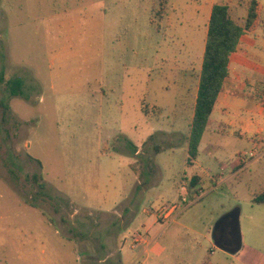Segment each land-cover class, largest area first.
Here are the masks:
<instances>
[{"label":"rangeland","instance_id":"374dc122","mask_svg":"<svg viewBox=\"0 0 264 264\" xmlns=\"http://www.w3.org/2000/svg\"><path fill=\"white\" fill-rule=\"evenodd\" d=\"M213 1L0 0V264H264V144L215 136L255 156L186 206L175 190ZM236 207L229 254L211 232Z\"/></svg>","mask_w":264,"mask_h":264},{"label":"crops","instance_id":"0c3cea01","mask_svg":"<svg viewBox=\"0 0 264 264\" xmlns=\"http://www.w3.org/2000/svg\"><path fill=\"white\" fill-rule=\"evenodd\" d=\"M234 1L214 0L211 7L215 2L232 4ZM258 3L260 4L259 1ZM256 24H258L257 21L249 31H245L240 36L238 48L230 56L228 75L224 79L223 87L209 116V123L199 142L197 157L192 165H188L185 159V169L182 171L179 182L198 175L204 183L215 184L222 172H229L230 169L235 168V173L245 167L247 162L240 161V153L245 152L234 148V152L231 153L235 154V160L232 159L231 154L229 156L224 154L226 150L216 141L215 136L231 137L236 144L245 139L254 147L261 148L259 138L264 136V33H255L253 27L255 28ZM258 42L263 45L259 46ZM248 88L253 89L250 96L246 94ZM194 105L195 101L189 116V126ZM137 152L136 150L135 154ZM208 155L214 159L216 155L220 159L207 165L204 161ZM175 190L178 195V188ZM133 212V209L129 211V213ZM120 213L122 214L123 211L121 210Z\"/></svg>","mask_w":264,"mask_h":264},{"label":"trees","instance_id":"16d2710c","mask_svg":"<svg viewBox=\"0 0 264 264\" xmlns=\"http://www.w3.org/2000/svg\"><path fill=\"white\" fill-rule=\"evenodd\" d=\"M257 7V0H235L232 4L215 2L211 7L193 116L186 137L188 165H192L197 157L199 142L209 123V116L223 87L224 79L228 75L230 56L236 52L240 36L245 31H249L258 18ZM240 10L244 11L241 17L236 15ZM21 86L20 80H8L7 92L11 96L21 95ZM0 105L2 106L1 122L6 124L5 113L8 104L6 106L0 103ZM133 151L136 152V150ZM186 180L189 182V193L192 192L193 187L204 185L201 176L198 175H193ZM200 189L203 190V188ZM251 200L257 204H264V188L252 195Z\"/></svg>","mask_w":264,"mask_h":264},{"label":"water","instance_id":"95a60500","mask_svg":"<svg viewBox=\"0 0 264 264\" xmlns=\"http://www.w3.org/2000/svg\"><path fill=\"white\" fill-rule=\"evenodd\" d=\"M239 216L240 210L236 207L218 218L212 228L213 244L229 254H236L242 248Z\"/></svg>","mask_w":264,"mask_h":264},{"label":"built area","instance_id":"2783aa9c","mask_svg":"<svg viewBox=\"0 0 264 264\" xmlns=\"http://www.w3.org/2000/svg\"><path fill=\"white\" fill-rule=\"evenodd\" d=\"M259 142L264 144V136L259 138ZM243 158L244 156H248V157H254L255 156V152L251 151L249 153V155H247L246 153H243ZM189 182L186 179H183L182 181H180L179 186H178V201L179 203H181L182 205L186 206L189 203H192L193 201H195L196 199L200 198V194L203 193V190H198V192H194L193 194V199L192 201H190V197L192 196L189 193ZM197 197V198H196ZM196 198V199H195ZM178 208H179V204L178 203H172L169 205H161L159 207V209H157V211L159 212L160 216H162L164 219H168L170 221L174 220L176 217V213L178 212ZM176 212V213H175Z\"/></svg>","mask_w":264,"mask_h":264}]
</instances>
